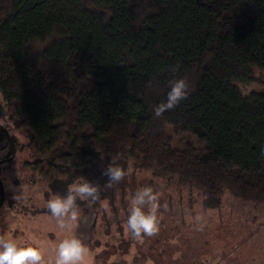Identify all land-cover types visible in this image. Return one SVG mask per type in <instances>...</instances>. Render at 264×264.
<instances>
[{"label":"trees","instance_id":"16d2710c","mask_svg":"<svg viewBox=\"0 0 264 264\" xmlns=\"http://www.w3.org/2000/svg\"><path fill=\"white\" fill-rule=\"evenodd\" d=\"M256 71L264 0H0V109L48 192L84 178L99 202L121 186L111 164L200 190L205 210L263 205L264 88L236 86ZM178 78L187 99L155 117ZM167 127L198 145L173 147Z\"/></svg>","mask_w":264,"mask_h":264},{"label":"rangeland","instance_id":"374dc122","mask_svg":"<svg viewBox=\"0 0 264 264\" xmlns=\"http://www.w3.org/2000/svg\"><path fill=\"white\" fill-rule=\"evenodd\" d=\"M236 86L244 96L263 89L264 71H256L252 81ZM7 122L15 127L11 130L18 145L15 158L0 172V237L14 239L23 247H38L45 264H55L58 244L73 235L87 249L82 264H264V204L243 203L226 194L219 208L205 210L200 190L180 187L175 179L155 180L135 169L128 170L121 186L99 202L77 197L87 219L71 232L61 229L47 203L54 194L67 195L71 184L63 191L48 192L38 178L27 177L26 168L20 171L32 159L28 137L13 121ZM166 132L173 147L198 145L191 135L180 136L170 127ZM144 188H151L156 197L155 231L137 236L128 218L132 198ZM144 209L151 212V205Z\"/></svg>","mask_w":264,"mask_h":264},{"label":"clouds","instance_id":"9594fccd","mask_svg":"<svg viewBox=\"0 0 264 264\" xmlns=\"http://www.w3.org/2000/svg\"><path fill=\"white\" fill-rule=\"evenodd\" d=\"M172 71L175 72L176 69ZM168 84L166 99L153 107L155 117H161L166 111L178 106L190 93V85L185 78L170 80ZM3 155L4 152L0 151V157ZM104 174L108 177L109 183L118 182L124 176L120 167L111 164L104 170ZM77 197L81 201H89V198L96 200L98 189L86 179L81 178L78 182L69 185L67 195L54 194L47 203V208L51 216L57 220L59 227L66 228L69 232L79 222L87 219L82 216L81 208L76 202ZM155 199L151 188L138 191L132 198L128 225L135 235L139 236L141 232L151 234L155 231ZM146 204L151 205L149 213L145 212ZM86 251V247L78 236H69L58 244L55 264H82ZM0 264H45V260L38 247H23L14 239L0 237Z\"/></svg>","mask_w":264,"mask_h":264},{"label":"flooded vegetation","instance_id":"af4514ba","mask_svg":"<svg viewBox=\"0 0 264 264\" xmlns=\"http://www.w3.org/2000/svg\"><path fill=\"white\" fill-rule=\"evenodd\" d=\"M8 120L10 118L0 109V151L4 152V155L0 157V172L15 158L16 145H18L15 134L11 130L15 127L9 125Z\"/></svg>","mask_w":264,"mask_h":264},{"label":"water","instance_id":"95a60500","mask_svg":"<svg viewBox=\"0 0 264 264\" xmlns=\"http://www.w3.org/2000/svg\"><path fill=\"white\" fill-rule=\"evenodd\" d=\"M3 201V188H2V182L0 180V206L2 204Z\"/></svg>","mask_w":264,"mask_h":264}]
</instances>
